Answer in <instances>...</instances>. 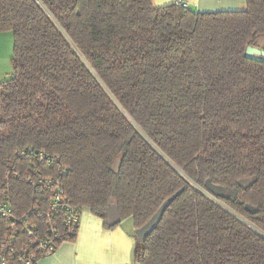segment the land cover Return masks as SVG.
Returning a JSON list of instances; mask_svg holds the SVG:
<instances>
[{
  "label": "trees",
  "instance_id": "16d2710c",
  "mask_svg": "<svg viewBox=\"0 0 264 264\" xmlns=\"http://www.w3.org/2000/svg\"><path fill=\"white\" fill-rule=\"evenodd\" d=\"M7 31L0 192L17 214L37 196L10 168L25 174L22 153L45 152L68 169L71 202L109 229L110 205L137 230L183 190L144 242L135 235V264H264V60L246 57L264 37V0L210 13L152 0H0ZM208 179L225 194L207 192Z\"/></svg>",
  "mask_w": 264,
  "mask_h": 264
},
{
  "label": "built area",
  "instance_id": "2783aa9c",
  "mask_svg": "<svg viewBox=\"0 0 264 264\" xmlns=\"http://www.w3.org/2000/svg\"><path fill=\"white\" fill-rule=\"evenodd\" d=\"M174 5L190 8L188 0H175ZM20 156L15 155L17 159ZM21 159L31 161L27 172L10 168L9 174L23 178L37 198L19 215L11 192H0V264H37L42 257L54 254L62 243L76 238L84 211L66 195L63 178L68 169L57 155L31 151L22 153Z\"/></svg>",
  "mask_w": 264,
  "mask_h": 264
},
{
  "label": "crops",
  "instance_id": "0c3cea01",
  "mask_svg": "<svg viewBox=\"0 0 264 264\" xmlns=\"http://www.w3.org/2000/svg\"><path fill=\"white\" fill-rule=\"evenodd\" d=\"M190 7L200 13L244 11L247 0H188ZM175 0H152L154 7L174 5ZM0 32V81L12 73L13 37ZM133 220L127 219L109 229L104 220L85 209L73 241L62 243L57 251L38 260L37 264H135Z\"/></svg>",
  "mask_w": 264,
  "mask_h": 264
},
{
  "label": "water",
  "instance_id": "95a60500",
  "mask_svg": "<svg viewBox=\"0 0 264 264\" xmlns=\"http://www.w3.org/2000/svg\"><path fill=\"white\" fill-rule=\"evenodd\" d=\"M259 40L262 42L259 44ZM254 45H251L247 48L246 57L251 60L263 61L264 60V37L260 38ZM120 161L117 160L113 165V172L115 174L119 173L120 170ZM253 181L251 179H242L238 181V184L243 188L247 189L252 185ZM205 189L209 192L212 196L218 197L223 196L226 192L225 188L219 185H215L210 179L206 180ZM183 190L178 191L173 196L168 198L163 202L160 206L158 211L152 216V218L141 228L135 231V235L137 238L144 242L148 236L152 234V232L158 227L159 223L162 220L164 212L168 209V207L173 203V201L182 194ZM249 210L254 211V208L247 205L246 206ZM109 223L112 227L119 225L122 220L119 215L118 209L115 205H110L107 209Z\"/></svg>",
  "mask_w": 264,
  "mask_h": 264
},
{
  "label": "rangeland",
  "instance_id": "374dc122",
  "mask_svg": "<svg viewBox=\"0 0 264 264\" xmlns=\"http://www.w3.org/2000/svg\"><path fill=\"white\" fill-rule=\"evenodd\" d=\"M8 34H9L10 36H12V37H13V34H12V32H8ZM260 41L262 42V40H259V42H258L259 44L261 43ZM5 78H7V77H3V79H5ZM3 79H2V80H3Z\"/></svg>",
  "mask_w": 264,
  "mask_h": 264
}]
</instances>
